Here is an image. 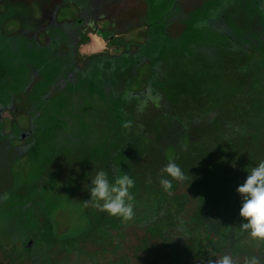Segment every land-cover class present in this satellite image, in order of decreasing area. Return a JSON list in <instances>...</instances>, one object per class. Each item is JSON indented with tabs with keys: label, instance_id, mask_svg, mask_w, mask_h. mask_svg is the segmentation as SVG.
<instances>
[{
	"label": "trees",
	"instance_id": "16d2710c",
	"mask_svg": "<svg viewBox=\"0 0 264 264\" xmlns=\"http://www.w3.org/2000/svg\"><path fill=\"white\" fill-rule=\"evenodd\" d=\"M150 33L158 32L146 33L145 42L134 44V53L122 56L125 63L116 75L114 96H100L95 92L96 85L88 76L86 65L73 72L69 64L75 61L69 55V37L55 36L56 44L44 47L38 56L28 57L38 76L33 93L36 98L32 101L38 103L43 115L41 122L46 126L36 136L40 144L36 162L38 177L17 185L15 199L23 205L48 190L39 210L42 213L50 209L56 196H64L68 183L89 191L91 180L99 171H105L109 182H114L112 166H116L121 175L127 173L135 181L130 193L134 196L133 203H140L157 197V189L162 187L160 180L171 179L162 173V169L173 161L187 178L183 182L172 180V184L186 190L182 193L186 206L190 200L194 201L195 207H187L188 211L198 207L200 210H194L190 216L184 211L171 218L169 223L162 222L165 219L163 213L156 212L122 225L120 217L93 209V223L77 237L57 239V245H54L61 252L68 248L84 249L85 245H107V239L103 243L99 241L103 236L100 230L109 228L123 234V243H118L116 249L123 248L133 238L131 254L123 264H213L222 259L216 257L220 250L201 249L196 235L201 228L211 232L214 222L210 223L216 219L212 216H215L213 212L220 198H216L213 205V188L219 187L211 177V171L217 169L225 174L222 187L228 195H232L233 187L243 179L234 178L235 174L242 175L241 151L230 143L228 131L224 129L217 134L214 130L218 124L217 110L225 109L253 82L254 57L246 48L215 45L212 49L201 42L178 38L165 45L160 38L150 37ZM259 40V48L264 52V35ZM21 50L22 47L18 51ZM31 50L29 47V55ZM132 57L148 62L145 85L136 92L130 90L137 74ZM71 73V80L66 82L64 78ZM167 119H175L181 125L184 130L179 135L181 142L185 135H192L190 132L200 127H212L211 134L206 136L208 143L185 149L175 146L171 140L163 148L152 147L148 143L152 138L149 133L158 131L163 127L160 121ZM258 123L253 131H249V127L245 129L247 155L256 164L264 161V128L259 129L264 123ZM126 124L130 126L125 127ZM168 151L172 153L170 157ZM51 184L56 187L50 188ZM29 218L26 247L4 253L0 264H39L30 255V243L39 239L40 222L34 214ZM227 220L230 221L225 223V242L231 250L245 230L236 218L227 216ZM252 260L247 264H253ZM41 264H56V261L49 257ZM232 264L240 263L232 261Z\"/></svg>",
	"mask_w": 264,
	"mask_h": 264
},
{
	"label": "rangeland",
	"instance_id": "374dc122",
	"mask_svg": "<svg viewBox=\"0 0 264 264\" xmlns=\"http://www.w3.org/2000/svg\"><path fill=\"white\" fill-rule=\"evenodd\" d=\"M112 26L114 28H110ZM53 31L69 37L70 56H76L75 65L87 66L88 76L100 96H114L116 75L125 63L122 56L134 53V44L145 42L146 33L150 31H157L156 34L150 33V37L160 38L165 45L178 38L180 41L201 42L212 49L215 45L246 48L254 57L253 82L225 109L217 110L218 124L214 130L217 134L224 129L228 131L230 143L242 153L240 172L243 176L234 175L236 179L243 178L240 184L258 165L247 155L245 129L249 127V131H253L258 122L264 123V52L258 44L264 35V0H0V259L4 253L26 247L29 216L32 214L40 222V235L36 243H30V255L39 264L46 263L49 257L56 264H123L132 251L133 238L123 248L116 249L124 237L122 232L117 234L109 228L100 230L103 236L99 241L103 243L107 239V245H85L84 249L68 248L62 252L55 246L57 239L77 237L94 222L91 211L98 209L94 203H84L91 200V194L79 186L68 183L64 196H56L50 209L42 213L39 210L48 190L23 205L15 199L17 185L38 177L36 162L40 144L36 136L46 126L41 122L43 115L38 103L32 101L36 98L33 93L38 76L28 59L29 47H33L35 41L41 47L56 44L51 38ZM20 47L22 50L18 51ZM132 61L137 74L130 90L136 92L145 85L148 62ZM71 78L70 75L64 80L67 82ZM160 123L163 127L149 133L152 138L148 143L152 147L163 148L173 140L175 146L189 149L190 146L207 144L206 136L212 131V127H200L190 132L192 135H185L181 142L179 135L184 130L175 119ZM260 128L263 129L264 124ZM167 155L170 157L171 151ZM211 177L219 187L217 190L213 188V205L216 198L220 200L213 212L215 216L212 218L216 219L210 223L214 222L211 232L201 228L196 234L200 239L199 247L219 249L218 259L228 255L231 261L240 264H247L251 258L264 264V241L252 238L248 231L240 234V241L229 250V244L225 242V223L230 220L225 221V218H236L239 225L246 222L239 215L242 199L236 189L240 184L233 187L232 195H228L222 187L225 174L214 169ZM49 187L56 186L51 184ZM157 191L155 199L133 203L134 217L131 221H122V225L156 212L163 213L165 219L162 222L169 223L171 218L184 211L190 216L194 210H200L199 207L187 210V207H195L194 201L190 200L186 206L182 194L186 190L175 187V184L169 191L163 187H158ZM217 223L221 225L216 226Z\"/></svg>",
	"mask_w": 264,
	"mask_h": 264
},
{
	"label": "clouds",
	"instance_id": "9594fccd",
	"mask_svg": "<svg viewBox=\"0 0 264 264\" xmlns=\"http://www.w3.org/2000/svg\"><path fill=\"white\" fill-rule=\"evenodd\" d=\"M126 124L125 127H129ZM114 173V182L110 183L108 174L105 171H99L95 178L91 180L89 189L91 200L85 204L94 203V206L107 212L110 216L120 217L122 221H131L134 217V196L130 193L135 185V181L127 174L121 175L120 168L112 166ZM171 179H161L160 184L165 191L172 188V180L183 182L186 176L181 168L173 161H169L162 169ZM236 191L241 196L242 206L239 215L244 223L240 227L248 231L252 238L264 241V161L253 167L248 172L245 182L240 185ZM213 264H232L228 255L223 256L219 261ZM253 264H258L253 261Z\"/></svg>",
	"mask_w": 264,
	"mask_h": 264
},
{
	"label": "flooded vegetation",
	"instance_id": "af4514ba",
	"mask_svg": "<svg viewBox=\"0 0 264 264\" xmlns=\"http://www.w3.org/2000/svg\"><path fill=\"white\" fill-rule=\"evenodd\" d=\"M64 36L63 34L61 35L60 34V32L59 31H53L52 32V37L51 38H53L54 40H57L56 38H55V36ZM74 36V35H73ZM65 37V36H64ZM68 42H67V44H68V47H69V53L71 54V48H70V46H69V42H70V40H67ZM57 42V41H56ZM33 43V47H32V50H31V53H30V55L28 54V57H32L33 55H36V56H38V54L42 51V49L44 48V47H41L40 46V44L37 42V41H35V42H32ZM53 44H55V43H53ZM50 45V44H49ZM41 47V48H40ZM36 53V54H35ZM69 54V55H70ZM127 53H125L124 55H125V57H127V55H126ZM76 57V56H75ZM75 57H73V59H74V61H77V59H75ZM134 57H132V59H133ZM135 59V58H134ZM133 59V60H134ZM136 61H138V60H136ZM78 64V63H77ZM70 67H72L73 68V72H76L77 71V69L79 68V67H81V66H83V65H81V66H78V65H75V63L74 62H71L70 64ZM78 66V67H77ZM36 72H37V70H35ZM71 76H72V73L70 74ZM70 75H69V77H70ZM38 81V80H37ZM36 148H37V146H36ZM38 151H39V149H38ZM38 156V155H37Z\"/></svg>",
	"mask_w": 264,
	"mask_h": 264
}]
</instances>
